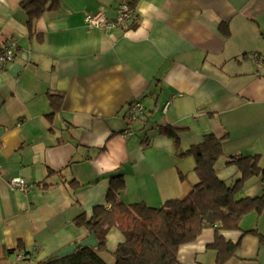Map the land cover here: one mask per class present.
<instances>
[{"label":"crops","instance_id":"1","mask_svg":"<svg viewBox=\"0 0 264 264\" xmlns=\"http://www.w3.org/2000/svg\"><path fill=\"white\" fill-rule=\"evenodd\" d=\"M22 1L0 0V42L15 46L0 69V264L23 251L35 264L87 238L74 220L106 205L113 176L126 205L186 197L199 178L185 153L208 134L224 137L215 167L226 186L241 178L232 156L264 169V0H47L31 22ZM124 3L134 17L122 28L84 23ZM135 101L144 113L129 121ZM12 178L29 191L11 192ZM263 195L255 176L235 198ZM217 235L238 243L224 264H264V208L239 230L204 229L179 263L216 264ZM106 238L109 252L122 241L115 228Z\"/></svg>","mask_w":264,"mask_h":264},{"label":"trees","instance_id":"2","mask_svg":"<svg viewBox=\"0 0 264 264\" xmlns=\"http://www.w3.org/2000/svg\"><path fill=\"white\" fill-rule=\"evenodd\" d=\"M46 4L47 0H23L21 7L27 14L28 22L40 17ZM52 106L58 109L54 101ZM164 132L179 141L180 130L168 126ZM223 140L224 137L208 134L201 143L185 153L195 160L199 182L186 197L169 200L159 208L142 202L124 204L119 198L124 190V180L121 175L113 176L105 199L108 208L106 205L95 206L90 219L81 214L74 220L78 227L95 236L98 246L80 247L66 256H51L35 264H111L105 259L106 253L113 256L112 264H181L177 260L179 247L195 241L204 229L239 230L243 216L262 212L264 195L243 199H236L235 195L251 177L259 176L264 183V169L258 167L257 156H232L226 165L237 167L241 178L233 186H226L217 178L215 167L223 155ZM113 228L121 233L122 241L113 252H109L106 237ZM250 233L256 234L255 230ZM260 239L264 241L262 236ZM237 246L238 243L224 241L217 235L210 246L217 253L216 264H224L233 256ZM7 253L12 255L15 251ZM23 253L25 258L16 261L17 264L30 260L32 253Z\"/></svg>","mask_w":264,"mask_h":264},{"label":"built area","instance_id":"3","mask_svg":"<svg viewBox=\"0 0 264 264\" xmlns=\"http://www.w3.org/2000/svg\"><path fill=\"white\" fill-rule=\"evenodd\" d=\"M134 17V11L128 4H121L115 10L113 18H107L104 12H97L92 15L84 16V23L91 28L103 29L106 31L120 29L129 24ZM15 57V46L11 42H0V69L10 63ZM144 113V108L140 102H133L129 106L127 118L129 121L137 120ZM132 132L127 129L123 132V137H129ZM11 192L27 193L29 186L22 178H12L9 181ZM32 253V252H31ZM31 256V255H30ZM29 256V257H30ZM25 258L23 252H19L16 256L17 261H22Z\"/></svg>","mask_w":264,"mask_h":264},{"label":"water","instance_id":"4","mask_svg":"<svg viewBox=\"0 0 264 264\" xmlns=\"http://www.w3.org/2000/svg\"><path fill=\"white\" fill-rule=\"evenodd\" d=\"M85 246L93 247V248L98 246V242L96 241V238L93 234H89V236L87 238H85L84 240H82L79 243H76L74 245H70V246H67V247L61 249L59 252H57L54 255V257L66 256L68 254L73 253L77 248L85 247Z\"/></svg>","mask_w":264,"mask_h":264},{"label":"rangeland","instance_id":"5","mask_svg":"<svg viewBox=\"0 0 264 264\" xmlns=\"http://www.w3.org/2000/svg\"><path fill=\"white\" fill-rule=\"evenodd\" d=\"M105 259L109 262V263H113V260H114V258H113V256L111 255V254H109V253H106L105 255Z\"/></svg>","mask_w":264,"mask_h":264}]
</instances>
